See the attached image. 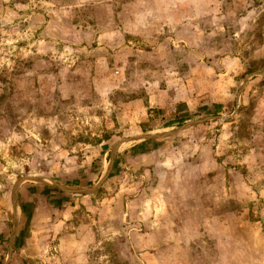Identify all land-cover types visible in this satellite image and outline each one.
I'll return each instance as SVG.
<instances>
[{"label": "rangeland", "instance_id": "374dc122", "mask_svg": "<svg viewBox=\"0 0 264 264\" xmlns=\"http://www.w3.org/2000/svg\"><path fill=\"white\" fill-rule=\"evenodd\" d=\"M0 264H264V0H0Z\"/></svg>", "mask_w": 264, "mask_h": 264}]
</instances>
